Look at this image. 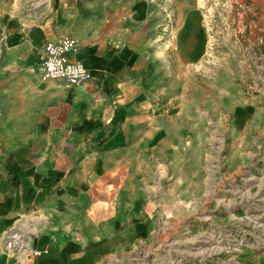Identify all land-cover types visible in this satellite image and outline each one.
Masks as SVG:
<instances>
[{"label": "rangeland", "instance_id": "374dc122", "mask_svg": "<svg viewBox=\"0 0 264 264\" xmlns=\"http://www.w3.org/2000/svg\"><path fill=\"white\" fill-rule=\"evenodd\" d=\"M11 27L77 48L127 34L162 77L164 105L176 103L163 134L192 176L147 232L91 264H264V0H0V55ZM10 244L0 264L17 263Z\"/></svg>", "mask_w": 264, "mask_h": 264}, {"label": "crops", "instance_id": "0c3cea01", "mask_svg": "<svg viewBox=\"0 0 264 264\" xmlns=\"http://www.w3.org/2000/svg\"><path fill=\"white\" fill-rule=\"evenodd\" d=\"M8 36L0 55V243L21 250L16 264H91L147 232L167 191L177 197L180 177L192 176L177 139L163 134L161 114L176 103L164 105L162 77L127 34L82 42L74 56L88 74L67 84L36 70L34 47L40 60L46 37L18 27Z\"/></svg>", "mask_w": 264, "mask_h": 264}, {"label": "built area", "instance_id": "2783aa9c", "mask_svg": "<svg viewBox=\"0 0 264 264\" xmlns=\"http://www.w3.org/2000/svg\"><path fill=\"white\" fill-rule=\"evenodd\" d=\"M76 48L72 40L46 43L39 60L42 74L46 78L59 79L66 84L83 80L88 74V68L82 60L74 56Z\"/></svg>", "mask_w": 264, "mask_h": 264}]
</instances>
